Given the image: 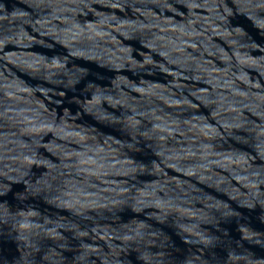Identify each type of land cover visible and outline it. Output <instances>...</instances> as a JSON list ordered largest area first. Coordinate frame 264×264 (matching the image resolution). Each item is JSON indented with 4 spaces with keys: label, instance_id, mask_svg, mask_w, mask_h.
<instances>
[{
    "label": "clouds",
    "instance_id": "9594fccd",
    "mask_svg": "<svg viewBox=\"0 0 264 264\" xmlns=\"http://www.w3.org/2000/svg\"><path fill=\"white\" fill-rule=\"evenodd\" d=\"M0 264H264V0H0Z\"/></svg>",
    "mask_w": 264,
    "mask_h": 264
}]
</instances>
